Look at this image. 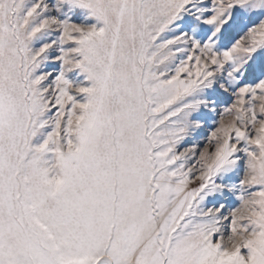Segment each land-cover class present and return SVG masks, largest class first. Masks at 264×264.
I'll return each mask as SVG.
<instances>
[{
  "label": "snow or ice",
  "instance_id": "1",
  "mask_svg": "<svg viewBox=\"0 0 264 264\" xmlns=\"http://www.w3.org/2000/svg\"><path fill=\"white\" fill-rule=\"evenodd\" d=\"M0 264H264V0H0Z\"/></svg>",
  "mask_w": 264,
  "mask_h": 264
}]
</instances>
